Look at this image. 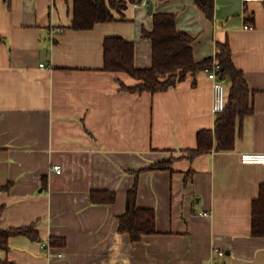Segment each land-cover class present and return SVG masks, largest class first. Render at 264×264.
<instances>
[{"label": "crops", "instance_id": "1", "mask_svg": "<svg viewBox=\"0 0 264 264\" xmlns=\"http://www.w3.org/2000/svg\"><path fill=\"white\" fill-rule=\"evenodd\" d=\"M114 14L115 22L75 30L74 0H0V227L33 226L40 236L11 238L0 260L264 264V237L252 234L264 165L240 160L264 153V2L215 0L212 20L195 0H139ZM154 14L176 17L197 62L218 61L219 44H229L254 105L233 150L192 157L198 133L214 131L218 116L204 71L151 94L122 90L139 82L104 70L110 37L134 42L136 67H152L144 34ZM221 80L229 97L231 81ZM158 163L170 169H151ZM137 178L138 207L155 211L157 233L132 242L119 227ZM94 190L115 192V202L94 204ZM54 237L64 244L53 247Z\"/></svg>", "mask_w": 264, "mask_h": 264}, {"label": "trees", "instance_id": "2", "mask_svg": "<svg viewBox=\"0 0 264 264\" xmlns=\"http://www.w3.org/2000/svg\"><path fill=\"white\" fill-rule=\"evenodd\" d=\"M139 0H74V19L72 28L75 30H90L99 23L115 22L114 11L121 12L128 3ZM198 7L208 19L214 18L215 0H195ZM145 37L153 43V64L149 69H138L135 65V43L120 37H110L104 42V70L122 72L130 75L139 83L128 87L122 85V90L132 93L156 94L165 92L185 80L189 73L196 76L199 72L213 65V58L203 62L195 60L192 44L193 38L177 28L176 17L172 14H154V29L145 32ZM217 59L221 64L220 78L231 81L227 108L219 113L214 131L198 133V147L192 157L209 153L212 150L230 151L236 146L239 136V126L245 118L253 115V95L245 79L244 73L237 69L229 44H219ZM240 124V125H239ZM151 169L168 170L169 163H158ZM139 181L127 197L126 213L120 217L119 230L128 233L132 242H139L146 235L157 233L156 213L151 209L138 207ZM113 191L94 190L91 199L94 204H112L116 200ZM3 209H0V221ZM252 234L264 237V190L261 197L253 204ZM16 236H27L32 240H40L33 226L14 229L0 227V251L10 249V240ZM63 239L52 238L51 245L60 247ZM0 264H13L9 260H0Z\"/></svg>", "mask_w": 264, "mask_h": 264}, {"label": "built area", "instance_id": "3", "mask_svg": "<svg viewBox=\"0 0 264 264\" xmlns=\"http://www.w3.org/2000/svg\"><path fill=\"white\" fill-rule=\"evenodd\" d=\"M246 5L251 2H264V0H242ZM247 30H253L252 26H245ZM222 67L218 61L213 62V65L210 68L204 70L207 74L208 78L213 81L214 93H215V105L214 112L216 114L222 113L227 108L228 103V94L227 87L222 82L220 78V71ZM240 160L242 164H259L264 165V153H242L240 156ZM54 170L57 173L62 172V168L60 166H55ZM47 244H42V248H46ZM215 253L219 256H224L223 251L215 250Z\"/></svg>", "mask_w": 264, "mask_h": 264}, {"label": "water", "instance_id": "4", "mask_svg": "<svg viewBox=\"0 0 264 264\" xmlns=\"http://www.w3.org/2000/svg\"><path fill=\"white\" fill-rule=\"evenodd\" d=\"M150 13H153V5L150 6Z\"/></svg>", "mask_w": 264, "mask_h": 264}]
</instances>
